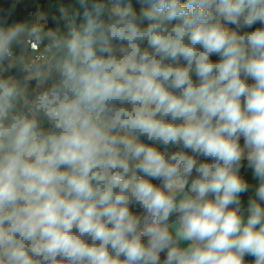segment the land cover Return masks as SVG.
Here are the masks:
<instances>
[{
	"label": "clouds",
	"instance_id": "1",
	"mask_svg": "<svg viewBox=\"0 0 264 264\" xmlns=\"http://www.w3.org/2000/svg\"><path fill=\"white\" fill-rule=\"evenodd\" d=\"M20 2L0 4V264H264V0H74L63 31L9 23Z\"/></svg>",
	"mask_w": 264,
	"mask_h": 264
},
{
	"label": "trees",
	"instance_id": "2",
	"mask_svg": "<svg viewBox=\"0 0 264 264\" xmlns=\"http://www.w3.org/2000/svg\"><path fill=\"white\" fill-rule=\"evenodd\" d=\"M10 2V0H9ZM73 2L74 0H21L19 6L16 9L15 15L13 16L12 20L9 23H12L13 20L20 23H26L31 25L32 19L30 18V12L33 10L43 11L48 14V25L54 29H59L61 31L64 30V25L61 23H57L56 20L53 18H58L59 16V5L61 3H69ZM0 4H5V0H0ZM133 7L138 11L141 7L135 3L133 0ZM47 30V29H46ZM44 43L47 44V39L44 40ZM12 74H16V70H13Z\"/></svg>",
	"mask_w": 264,
	"mask_h": 264
},
{
	"label": "crops",
	"instance_id": "3",
	"mask_svg": "<svg viewBox=\"0 0 264 264\" xmlns=\"http://www.w3.org/2000/svg\"><path fill=\"white\" fill-rule=\"evenodd\" d=\"M243 145H244V142L241 144V146L243 147ZM239 174L249 185V191L246 193H242L240 196L242 210H246L249 199L254 198L255 196V189L259 185V180L253 175V170L248 167V162L246 159L242 161V166L240 168ZM244 214L245 216L247 215L246 211ZM248 257L254 260L253 257L251 256H248ZM245 261L248 262V260L246 259Z\"/></svg>",
	"mask_w": 264,
	"mask_h": 264
},
{
	"label": "built area",
	"instance_id": "4",
	"mask_svg": "<svg viewBox=\"0 0 264 264\" xmlns=\"http://www.w3.org/2000/svg\"><path fill=\"white\" fill-rule=\"evenodd\" d=\"M37 12H38L37 10H33L30 12V18L32 19V24L35 23V18H36ZM256 26H259V25H256ZM256 26H254V27H256ZM42 50H43L42 46L40 47L39 51L33 50L32 52L29 53V57L31 59L38 61L40 51H42ZM213 59H216V57H213ZM12 73H13V70H12L11 74ZM243 142H244V140H243V138H241L240 144H242ZM154 183H155V181H154Z\"/></svg>",
	"mask_w": 264,
	"mask_h": 264
},
{
	"label": "water",
	"instance_id": "5",
	"mask_svg": "<svg viewBox=\"0 0 264 264\" xmlns=\"http://www.w3.org/2000/svg\"><path fill=\"white\" fill-rule=\"evenodd\" d=\"M245 259L248 260V262H250L251 264H254V260L250 259L248 256H246Z\"/></svg>",
	"mask_w": 264,
	"mask_h": 264
},
{
	"label": "rangeland",
	"instance_id": "6",
	"mask_svg": "<svg viewBox=\"0 0 264 264\" xmlns=\"http://www.w3.org/2000/svg\"><path fill=\"white\" fill-rule=\"evenodd\" d=\"M246 264H251L250 262H246Z\"/></svg>",
	"mask_w": 264,
	"mask_h": 264
}]
</instances>
